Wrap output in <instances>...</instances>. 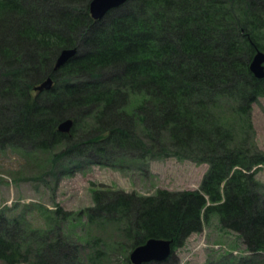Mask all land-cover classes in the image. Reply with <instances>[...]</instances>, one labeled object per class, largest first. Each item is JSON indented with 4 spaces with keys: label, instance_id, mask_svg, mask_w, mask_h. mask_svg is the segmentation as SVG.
<instances>
[{
    "label": "trees",
    "instance_id": "16d2710c",
    "mask_svg": "<svg viewBox=\"0 0 264 264\" xmlns=\"http://www.w3.org/2000/svg\"><path fill=\"white\" fill-rule=\"evenodd\" d=\"M89 1L0 0V147L64 142L61 155L83 156L134 149L207 169L195 189L92 188L90 206L54 208L55 223L65 226L55 236L50 219L27 227L0 211V264H95L77 253L86 247L102 258L103 237L92 229L106 224L129 249L150 237L170 239L166 259L142 264H176L174 251L211 213L250 254L264 252V197L253 168L264 156L236 140L219 104L230 100L249 123L251 104L264 96V77L249 69L264 51V0H126L99 19ZM66 47H76L75 55L53 70ZM47 76L51 88L32 95ZM65 118L73 120L68 133L56 129ZM78 121L86 129L73 140ZM124 264H132L127 255Z\"/></svg>",
    "mask_w": 264,
    "mask_h": 264
},
{
    "label": "rangeland",
    "instance_id": "374dc122",
    "mask_svg": "<svg viewBox=\"0 0 264 264\" xmlns=\"http://www.w3.org/2000/svg\"><path fill=\"white\" fill-rule=\"evenodd\" d=\"M219 104L223 111L221 119L232 127L236 140H244L250 151H258L264 156V96L251 104L249 123L234 114L230 100L223 99ZM85 129L86 122L78 121L74 125L72 139L79 140ZM136 132L148 140L141 124L136 126ZM162 138L168 146L166 132ZM65 147L64 142L47 149L29 145L0 147V211L19 218L20 223L27 227H47L50 219L52 236H55L62 221L55 223L54 208L76 213L90 206L92 188L109 187L143 195L153 194L158 188L195 189L207 169L206 163L179 159L171 154H140L134 149L111 148L103 155L83 156L76 151L61 155ZM153 147V151L158 148L156 145ZM255 169L260 193L264 197V164ZM92 231L103 237L104 256L99 259L85 247L77 253V260L124 264V256H129L131 250L128 241L122 243L121 236L118 237L107 224ZM65 235L67 240H72L70 232ZM173 255L176 264H264V252L250 254L246 251L239 235L222 227L214 213L204 221L200 231L187 236Z\"/></svg>",
    "mask_w": 264,
    "mask_h": 264
},
{
    "label": "water",
    "instance_id": "95a60500",
    "mask_svg": "<svg viewBox=\"0 0 264 264\" xmlns=\"http://www.w3.org/2000/svg\"><path fill=\"white\" fill-rule=\"evenodd\" d=\"M126 0H90L88 9L91 17L99 19L105 13L115 7L120 6ZM76 47L63 48L56 57L53 69L61 67L76 53ZM249 69L257 78L264 77V51L257 50L249 63ZM53 80L50 76L46 77L38 84L33 86L34 90L43 91L51 88ZM72 119L65 118L58 122L57 130L68 132L72 126ZM171 253V240L161 237H150L143 243L135 246L129 253V259L133 264H142L149 261H161L166 259Z\"/></svg>",
    "mask_w": 264,
    "mask_h": 264
}]
</instances>
